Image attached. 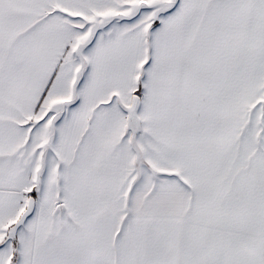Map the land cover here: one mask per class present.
Masks as SVG:
<instances>
[{"label": "snow or ice", "instance_id": "snow-or-ice-1", "mask_svg": "<svg viewBox=\"0 0 264 264\" xmlns=\"http://www.w3.org/2000/svg\"><path fill=\"white\" fill-rule=\"evenodd\" d=\"M0 264H264V0H0Z\"/></svg>", "mask_w": 264, "mask_h": 264}]
</instances>
